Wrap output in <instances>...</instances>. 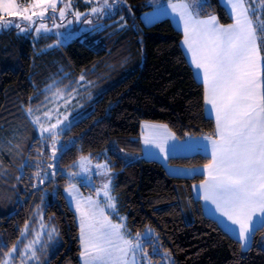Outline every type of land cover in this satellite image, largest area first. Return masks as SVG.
<instances>
[{
	"label": "trees",
	"instance_id": "1",
	"mask_svg": "<svg viewBox=\"0 0 264 264\" xmlns=\"http://www.w3.org/2000/svg\"><path fill=\"white\" fill-rule=\"evenodd\" d=\"M149 1L126 0L108 20L125 15L127 26L118 38L99 46L74 40L51 52L47 47L54 36L36 39L18 28L0 31V240L6 245L0 251L5 255L45 202L46 217L61 235L48 264H81L80 227L64 192L70 184L65 171L82 155H91L116 170L113 191L129 230L139 234L153 228L175 264H264V227L244 250L195 198L193 185L203 175L178 177L157 160L136 159L142 152L144 121L164 123L181 139L216 134V122L205 111L204 85L182 47L183 32L169 18L144 25L141 16L151 9ZM246 2L255 26L264 21V0H258L261 13L254 0ZM211 14L223 24L233 22L219 0L200 7V16ZM257 32L260 37L259 28ZM260 44L264 56V40ZM81 76L91 86H83L80 95L93 92L95 98L80 109L81 119L59 135V149L66 147L55 176L38 184L36 172L47 173L52 158L49 139L35 134L27 107L44 102L50 86L75 83ZM210 161L201 154L170 160L187 166ZM3 168L9 170L1 173Z\"/></svg>",
	"mask_w": 264,
	"mask_h": 264
},
{
	"label": "snow or ice",
	"instance_id": "2",
	"mask_svg": "<svg viewBox=\"0 0 264 264\" xmlns=\"http://www.w3.org/2000/svg\"><path fill=\"white\" fill-rule=\"evenodd\" d=\"M63 0H32L27 7H21L15 0H0V29L19 28L21 24L6 17L19 16L20 20L27 21V30H34L40 36L51 32L46 20L53 21V27L60 28L62 23H55L57 19L63 22L71 9V0L58 5ZM89 10L81 13L71 12V15L79 21L91 24L89 16L110 14L113 4L108 0H84ZM206 0H200L203 6ZM230 12L234 14V23L227 27L220 25L218 19L213 16L207 20L193 17L188 4L171 5L174 12L179 13L183 21L184 44L191 53V60L196 69L203 71V84L205 87V101L215 110L217 138L211 139V161L205 165L207 179L201 185L203 199L216 205L223 216L227 217L233 225H238V235L248 241L257 230L253 218H264V71L261 69V56L258 50L257 28L261 33L259 39L264 40V21H253L249 15V9L244 0H227ZM106 10H109L106 13ZM51 12V15L48 13ZM58 13V15H57ZM35 18V19H34ZM230 18H233L230 16ZM68 24L72 20L67 21ZM33 25H37L33 28ZM84 80V76L80 77ZM57 96H61L57 93ZM39 97H37L38 99ZM63 98V97H61ZM70 100H66V104ZM29 116L33 115V109L27 110ZM46 121L51 120L49 112L44 113ZM68 120L56 119L48 127L41 122L40 116H35L32 123L39 125L40 135L48 133L51 141V158L58 160L56 156L58 137L66 131L60 126ZM154 129L152 138L146 136L145 144H154L167 158L169 148L168 139H174L166 135L167 126L146 125ZM165 130V133L161 132ZM66 146L62 145L61 150ZM86 163L88 158L82 157L79 167L88 171ZM48 168L55 167L47 165ZM97 169H102L103 176L108 175V165L97 164ZM195 171V170H193ZM80 173H72L79 175ZM55 175V172L51 173ZM49 173L37 171L35 178L43 184ZM110 178L102 184L103 195L106 198V207L115 211L114 197L110 194ZM37 187V185H33ZM75 185H69V194L73 195ZM78 195V193H76ZM99 195V193H97ZM92 207L85 212L80 209L81 201L77 199V209L81 211L80 243L82 245L81 257L84 264H139L137 253L147 260V254L142 252L140 235L127 238V232L121 217V223H113L105 214L104 208L89 198ZM42 219V218H41ZM264 227V220L261 225ZM28 226H25L27 232ZM52 229L48 238H52ZM24 234H22L23 236ZM152 234L145 233L149 239ZM36 239L30 242L19 258L28 264L29 260L39 264L37 257ZM135 241V242H134ZM5 242L0 240V249L5 247ZM18 253L17 245L5 255L0 251V264H12ZM153 254L161 255L158 248H153ZM151 264V261H148Z\"/></svg>",
	"mask_w": 264,
	"mask_h": 264
},
{
	"label": "rangeland",
	"instance_id": "3",
	"mask_svg": "<svg viewBox=\"0 0 264 264\" xmlns=\"http://www.w3.org/2000/svg\"><path fill=\"white\" fill-rule=\"evenodd\" d=\"M32 0L28 2H24L23 0H15V3L21 7H27L31 4ZM68 0H63V3H67ZM110 4H113V9L111 10L110 14H100L99 16H89L88 18L92 20L91 24H87L84 22V18L81 17L79 21H77L72 15L71 12L79 11L84 13L89 10V6L84 3V0H71V9L69 10V14L66 16V19L61 22L59 19L55 21V23H62L63 26L60 28L53 27V21L46 20L45 22L48 24L49 28H51V32L38 36L34 30L29 31L27 30L28 22L20 20L19 16H11L6 17V19H12L16 22L21 24V28H25V31H21L19 28V32L21 34H28L32 35L36 39H40L42 36H54V40L50 43L47 47L48 50H52L54 52L62 45H66L74 40H81L88 42L92 45H100L101 43H107L110 39L118 38V33L120 30H123L127 26V19L125 15H121L120 18L116 20H108L113 16L118 14V11L124 8L127 5L126 0H108ZM152 4L156 5L158 0H151ZM63 3L58 5L59 7L63 6ZM255 9L259 13H261L262 8L258 5V0H254ZM109 10H106L108 13ZM125 14V13H124ZM51 15V12L48 13ZM58 15V13H57ZM35 19V18H34ZM72 20L71 24H68L67 21ZM37 25H33V28ZM14 28V27H13ZM10 29V28H7ZM4 30V29H0ZM114 37V38H113ZM54 49V50H53ZM75 83L72 81L68 85H61V83H56L53 86L49 87V92L46 94L45 101L41 100L38 103H30L27 107L33 109V115L30 116V120L32 121L35 116L41 117V122L44 123L45 127H48L50 123H55L56 119H63L65 115L68 116V120L64 122L60 127L64 128L67 125V128L71 127L74 123L79 121L81 117L78 115L81 111L80 109L85 106L87 102H90L95 98L93 92L88 93V95H80L83 86H91V83L85 82L81 79L74 80ZM59 82H61L59 80ZM70 87H76L72 89ZM95 87V86H94ZM57 93H60L61 96H57ZM97 96V94H96ZM63 97V98H61ZM85 99V101L83 100ZM66 100H70V103L66 104ZM41 105H43L41 107ZM26 108V107H25ZM26 110V112H27ZM49 112L51 115V120L46 121L44 117V113ZM32 129L39 138H47L48 133H44L43 136L40 135L39 132V125H35L32 123ZM64 133V132H63ZM58 144H57V152L56 156L59 158L61 153L60 147V140L58 137ZM13 143V142H12ZM10 143V144H12ZM51 141H48V146L50 148ZM82 157L88 158L90 163H86V167H88V171H83L79 167V162ZM2 164V163H1ZM97 164H107L108 165V175L103 176L100 173L103 171L102 169H97ZM51 165L55 167L50 168L47 173H49L48 179L54 177L55 175H51V173L56 172L58 166V160L52 159ZM9 169H1V173L7 172ZM72 173H80L79 175H72ZM116 170L112 167L109 161L103 160L98 161L93 159L91 155H82L74 164L73 169H69L65 171V174L69 177V185H75V189L73 190V195L69 194V185L65 188L64 192L70 207L76 213L77 221L80 227L81 221V211L77 209L76 201L79 199L81 201L80 209L87 212L92 205L89 203V198L92 201H95L99 207L104 208L105 214L113 223H121L120 218H126L123 223L126 226L127 232L130 235L127 237L129 239L134 238L137 234L132 233L127 224V216L120 213L119 204L116 195L113 191L114 186V177L116 175ZM110 178V194L114 197L115 202V211L106 207V198L103 195L102 184L107 182ZM47 180V179H45ZM40 183L39 181L37 182ZM78 193V195H76ZM99 193V195H97ZM11 204V200L8 202ZM14 202L10 205L13 206ZM42 218V219H41ZM27 232H25V227L23 228L22 234H24L19 238L17 242L18 253L14 254L16 258L12 260V264H24V261L19 258V254H22L24 249L27 248L28 244L34 241L39 236V240L36 243L37 248V257L39 260V264H48L51 257L55 255L61 245V235L58 226L51 219L46 217V207L45 202L43 205L38 207L34 214L31 216L29 220ZM55 229V232L52 233V238H48L49 232ZM150 232L152 235L149 239L145 238V233ZM141 239L140 244L142 245V252L147 254V260L143 259L140 253H137L136 259L139 264H148V261H151V264H175L173 256L170 252L163 250L157 239V235L155 230L151 227L147 228L146 231L139 233ZM135 242V241H134ZM82 246V245H81ZM158 248L159 253L161 255L153 254V248ZM81 264H84L83 258L80 257ZM28 264H36L35 261L29 260ZM74 264V263H70Z\"/></svg>",
	"mask_w": 264,
	"mask_h": 264
},
{
	"label": "crops",
	"instance_id": "4",
	"mask_svg": "<svg viewBox=\"0 0 264 264\" xmlns=\"http://www.w3.org/2000/svg\"><path fill=\"white\" fill-rule=\"evenodd\" d=\"M150 1H149V4L151 6V9L143 13L141 16V20L143 24L146 26L152 25L161 19L169 18L172 21V23L175 25V27L183 32V21L179 18V13L174 12L172 10L171 5L176 4L177 7L179 8L181 4H185V3L188 4L189 11L192 12L193 17L196 19L207 20L210 17L215 16L218 19L219 24L225 27L234 23V14L230 12V5L227 3V0H219V1L226 8L229 15L233 17L232 18L233 22L229 24H223L216 14H211L205 17L200 16L199 15V10L201 7L200 0H158L156 5L152 4ZM244 3H245V6L249 9V6L247 5L246 0H244ZM249 15L253 21V26L255 27V23L252 18L250 9H249ZM257 36H258V40H257L258 50L261 56L260 64H261L262 71H264V56L261 50V44H260L258 32H257ZM182 47L184 49V52L189 62L191 63L193 67L195 77L197 78L198 81L203 83V71L196 69L195 64L192 62L191 53L188 51L187 46L184 44V33H183ZM205 111H206L207 116L215 120V110L212 108L211 105L207 104L206 101H205ZM146 125L164 126L166 124L158 123V122H151V121H144L142 123L141 125L142 152L138 154V156H136V159L144 158V159L157 160L165 166L169 174L174 175V176L195 177L197 175H203L204 180L207 179V169L205 168L206 164L196 165V166H187V165L172 164L170 160L175 157H189V156H194L197 154H201L211 159V139L217 138V129H216V134L214 136H204L203 135V136H193V137L181 139L171 130V128L168 125H166L167 126L166 135H168L169 137H174V139L170 138L167 141L169 153H168L167 158H165L164 154L154 144H145L144 138L146 136H148L149 138H152L153 132H154V129H152L151 127H146ZM161 132L165 133V130L161 129ZM203 181L195 183L193 185V194L196 199L201 201L203 211L205 212L207 216L212 217L215 220H217L219 224L227 232H229L232 236L239 239L241 241V244L244 250H248L253 244L254 235L251 236L248 241H245L242 237L238 235L239 226L233 225L231 221L227 219V217L223 216L222 213L219 210H217L216 205L211 203V201H205L203 199V189L201 188ZM258 216L259 214H257V217L253 218V223L256 225L257 230L262 227L260 225H261L262 220H264V218L258 219Z\"/></svg>",
	"mask_w": 264,
	"mask_h": 264
}]
</instances>
